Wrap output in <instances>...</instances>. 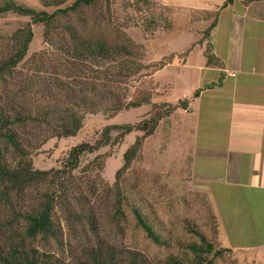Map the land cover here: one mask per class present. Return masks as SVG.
Instances as JSON below:
<instances>
[{
    "label": "rangeland",
    "instance_id": "rangeland-1",
    "mask_svg": "<svg viewBox=\"0 0 264 264\" xmlns=\"http://www.w3.org/2000/svg\"><path fill=\"white\" fill-rule=\"evenodd\" d=\"M15 1L49 11L56 7L44 5L41 0ZM71 2L72 0H67L66 3ZM191 11L174 8L163 0H99L84 7L79 16L74 13L67 15L66 18L75 23L83 20L82 18L85 19L84 23L88 24L94 20L98 23L97 30L104 35L133 44L140 58L139 70L126 77L125 81L114 89L120 96H124L125 100L137 97L145 90L151 93V98L149 102L118 111H86L82 125L74 135H53L43 142L38 139L36 145L30 149L33 166L40 169L61 167L71 146L81 141L93 143L108 124L135 123L149 116L155 107L154 102L177 103L178 100H185L187 106H177L175 109L178 113L174 115V118L183 120L181 118L185 112L190 111L189 99L182 97L183 94L192 95L190 78L184 77L182 72L177 73L172 67H164L155 74L154 72L157 69L156 64L162 61L165 64L168 59L178 61L175 66L179 65L184 54L192 48L185 45V40L192 36L197 39L202 35L211 18L205 23H202L201 19L191 21ZM59 19L64 20V17ZM28 20V16L12 11L0 14V56L4 52L8 35ZM31 26L33 37L27 54L16 66L13 76L6 79L3 91L4 96L9 95V99H13L14 103L16 100V103L24 106L30 103L39 104L49 98V95L44 97V94L37 92L30 79L38 72V65L35 63L38 59L35 57H39L38 53H46L44 55H48V58L45 60L48 62L49 57L55 55L43 36V24L31 23ZM179 41L183 45L176 51H171L170 45L175 47ZM137 56H133L134 59H137ZM199 57L196 47L191 53V60L197 63ZM50 67L48 70L47 67L42 68L41 72L45 77L50 76L51 92H56L59 88L54 84V75L67 81H70V78L53 70L51 65ZM158 107L161 109L164 106ZM168 115L159 120L152 134L144 137L139 156L122 175L123 184L132 187L133 194L143 198L150 211L160 220L159 231L167 238L168 244L153 242L135 223L127 206L122 207L123 216L114 215L111 185L115 171L123 161L124 150L137 135L142 134V131L137 129L125 133L122 137L116 129H112L111 142L82 153L78 166L71 172L74 192L84 197L82 201L91 209L88 214L92 213L93 225L96 227L92 228L87 218L81 217L79 220L77 215L67 214L62 205H57L54 208V220L60 231L57 238L40 234L35 237L25 236L26 221L19 212L28 210L36 203L41 193V187H37L24 194L18 201L14 200L13 209L11 206L0 205V243L6 247L10 243L20 242L34 246L40 252L50 254V258L57 261V264H79L88 256L85 245L110 243L118 247L140 250L152 264H159L170 253L190 256L183 244L199 239L197 234L186 228V222L190 221L195 223L196 228L212 240L215 246L228 245L230 240L224 233L221 222L219 225V217L215 213L217 201L212 193L224 187L215 183L207 184L206 178L194 176L193 171H207L210 166L198 157L197 166L193 167L190 144H185L180 139V134L174 135V131L167 127L168 124L172 127L173 123V117ZM187 119L190 120L188 117ZM19 131H23V128L19 127ZM116 135L119 139L113 140ZM211 171L218 172L219 168H213ZM72 208L75 214H78L82 207L73 203ZM261 254V248L242 250L230 247L222 256L215 258L213 263L264 264V256Z\"/></svg>",
    "mask_w": 264,
    "mask_h": 264
},
{
    "label": "trees",
    "instance_id": "trees-1",
    "mask_svg": "<svg viewBox=\"0 0 264 264\" xmlns=\"http://www.w3.org/2000/svg\"><path fill=\"white\" fill-rule=\"evenodd\" d=\"M41 1L44 5L56 7L49 11L36 9L15 0L0 2V14L12 11L29 18L23 26L8 35L4 52L0 56V205L11 206L13 209L14 200L18 201L31 189L41 187L36 203L28 210L19 212L26 221L25 236L35 237L40 234L57 238L60 234L54 220V208L57 205H62L67 214L77 215L79 220L81 217L87 218L92 228L96 227L93 225L92 213L88 214L91 209L82 201L84 197L74 192L71 172L78 166L82 153L111 142L112 129H116L120 137L137 129L141 130L142 134L137 135L124 150L123 161L116 169L111 185L114 215L123 216L122 207L127 206L135 223L153 242L168 244L167 238L159 231L160 220L150 211L143 198L133 194L132 187L123 184L122 175L139 156L144 137L152 134L159 120L177 106L185 108V100H178L177 103L154 102L153 112L135 123L106 125L101 136L93 143L81 141L71 146L61 167L40 169L33 166L30 149L36 145L38 139L43 142L53 135H74L81 127L86 111H118L149 102L151 98V93L145 90L137 97L125 100V97L120 96L114 89L125 81L126 77L139 70L140 58L133 44L104 35L97 30L98 23L94 20L88 24L84 23V18L78 23L66 18L70 13L79 16L84 7L99 0H72L71 3H66L67 0ZM231 1L224 0L222 5ZM61 4L64 5L60 6ZM59 17H64V20ZM201 18L211 19L196 42H201L209 35L217 20V9H194L190 12V20ZM31 23L43 24V36L55 55L49 57L48 62L45 60L48 58V55H44L46 53H38L39 57H35L38 58L35 61L38 72L30 79L31 84L36 86V91L44 94V97L49 95V98L39 104L30 103L24 106L16 103V100L14 103L13 99H9V95L4 96L3 91L6 79L13 76L16 66L27 54L33 37ZM204 54L207 64H220L219 58L209 51L208 46ZM133 56H137V59ZM50 65L53 70L70 78V81H67L54 75V84L59 88L56 92H60L59 94L54 90L51 92L50 76L45 77L41 72L42 68H51ZM162 65L164 61L156 64L155 69ZM159 105L164 107L160 109ZM19 127H22L23 131L20 132ZM118 135L113 140H118ZM73 203L82 207L78 214H75L72 208ZM186 228L199 237L198 240L183 244L190 256L170 253L159 264H214L215 258L230 250L228 246H215L212 240L196 228L195 223L187 221ZM84 248L88 256L79 264H152L147 256L137 249L118 247L110 243L89 244ZM0 264H57V261H53L50 254L40 252L36 247L27 246L22 242L10 243L8 247L0 243Z\"/></svg>",
    "mask_w": 264,
    "mask_h": 264
},
{
    "label": "crops",
    "instance_id": "crops-1",
    "mask_svg": "<svg viewBox=\"0 0 264 264\" xmlns=\"http://www.w3.org/2000/svg\"><path fill=\"white\" fill-rule=\"evenodd\" d=\"M163 1L174 8L217 9L209 35L201 42L196 40L202 35L186 39L185 45L192 48L180 64L168 59L154 74L172 67L190 78L192 95H182L189 99L190 111L180 121L174 118L175 109L168 115L173 117L172 127H167L190 144L193 167L198 157L210 166L207 171H193L194 176L224 187L212 193L219 225L230 240L226 246L261 248L264 256V0H232L226 5L224 0ZM182 45L176 42L170 50ZM207 46L220 64L206 63ZM196 47L200 57L193 63ZM213 168L219 171L212 172Z\"/></svg>",
    "mask_w": 264,
    "mask_h": 264
},
{
    "label": "built area",
    "instance_id": "built-area-1",
    "mask_svg": "<svg viewBox=\"0 0 264 264\" xmlns=\"http://www.w3.org/2000/svg\"><path fill=\"white\" fill-rule=\"evenodd\" d=\"M233 74V73H232Z\"/></svg>",
    "mask_w": 264,
    "mask_h": 264
}]
</instances>
